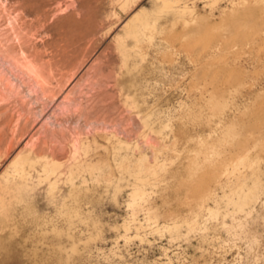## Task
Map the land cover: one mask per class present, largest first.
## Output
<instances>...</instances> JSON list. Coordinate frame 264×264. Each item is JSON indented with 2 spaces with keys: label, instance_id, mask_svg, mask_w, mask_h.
I'll list each match as a JSON object with an SVG mask.
<instances>
[{
  "label": "rangeland",
  "instance_id": "rangeland-1",
  "mask_svg": "<svg viewBox=\"0 0 264 264\" xmlns=\"http://www.w3.org/2000/svg\"><path fill=\"white\" fill-rule=\"evenodd\" d=\"M0 225V264H264V0H0Z\"/></svg>",
  "mask_w": 264,
  "mask_h": 264
},
{
  "label": "bare ground",
  "instance_id": "bare-ground-1",
  "mask_svg": "<svg viewBox=\"0 0 264 264\" xmlns=\"http://www.w3.org/2000/svg\"><path fill=\"white\" fill-rule=\"evenodd\" d=\"M161 10L160 9H158V12H160ZM135 19L136 20H139L140 22H141V24H143V25H147L149 22H150V17L147 15V14H145L144 12H142L141 14H139V15H137L136 17H135ZM154 20H155V18H154ZM136 34H137V28L135 27V26H133V27H131L130 29H128V35H131L132 37H135L136 36ZM257 172V171H256ZM255 172V173H256ZM257 177L255 176V174H254V178H252V180H253V184H251L252 186L251 187H249L248 188V186H246L248 189H247V192H245L244 194L242 193V195L239 197V198H237L238 200L236 201V205H237V207H239V208H242L244 205H247L251 200H253L254 199V196H255V194H256V190H257ZM243 184V183H242ZM238 185V184H237ZM250 186V185H249ZM259 186V185H258ZM241 188V187H240ZM239 190V189H238ZM241 190V189H240ZM239 190V191H240ZM243 191H245V190H243ZM238 192V191H237ZM236 192V193H237ZM241 193V192H240ZM239 194V193H238ZM239 196V195H238ZM236 199V198H235ZM9 203V202H8ZM3 205H5L4 203H2ZM249 206V205H248ZM2 207V206H1ZM6 207V206H5ZM7 207H8V205H7ZM6 207V208H7ZM236 207V206H235ZM238 208V209H239ZM2 209V208H1ZM72 212H74V209H72L71 210ZM6 212L4 211V214H5ZM2 214V213H1ZM69 214V213H68ZM2 218V217H1ZM4 217H3V221H4ZM6 221V220H5ZM11 224V223H10ZM1 225H3V226H5L4 224H1ZM0 225V226H1ZM15 228V227H14ZM1 239H3V238H1ZM7 241V240H6ZM5 245V244H4ZM8 245V244H7ZM6 246H3V243L0 241V249L2 250V249H6L5 248ZM6 251V250H5ZM54 258V257H53ZM37 259V258H36ZM57 259V258H56ZM39 260V259H38ZM54 262V261H53ZM68 263V262H67ZM39 264V263H38Z\"/></svg>",
  "mask_w": 264,
  "mask_h": 264
}]
</instances>
